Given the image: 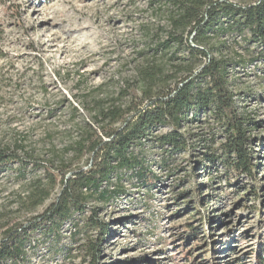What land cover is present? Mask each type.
<instances>
[{
    "label": "rangeland",
    "instance_id": "rangeland-1",
    "mask_svg": "<svg viewBox=\"0 0 264 264\" xmlns=\"http://www.w3.org/2000/svg\"><path fill=\"white\" fill-rule=\"evenodd\" d=\"M194 1L0 0V149L38 160L27 161L25 176L18 162L0 169V240L9 228L29 227L60 193L57 183L43 204L31 207L33 181L45 175L37 163L68 175L87 167V158L69 161L68 149L86 123L96 125L94 99L126 106L146 87L139 73L143 68L175 74L177 62L157 53L156 44L174 34L190 42L191 27H178L177 21L184 4ZM227 1L248 5L258 0ZM263 47L232 34L212 35L204 45L217 58L245 61L229 68V81L240 112L257 125L250 132L253 176L219 162H199L193 170L198 157L219 154L224 141L218 125L202 117L183 129L195 144L191 152L170 157L154 141L145 145L146 166L157 177L154 186L126 178L127 195L109 204L89 200L59 237L33 232L24 264H92V242L101 243L98 264L264 263L259 212L264 206V62H250ZM207 60L195 64L196 70ZM253 183L261 187L259 199L250 195ZM91 218L109 225L107 238L87 227ZM191 227L197 228L195 236Z\"/></svg>",
    "mask_w": 264,
    "mask_h": 264
},
{
    "label": "trees",
    "instance_id": "trees-1",
    "mask_svg": "<svg viewBox=\"0 0 264 264\" xmlns=\"http://www.w3.org/2000/svg\"><path fill=\"white\" fill-rule=\"evenodd\" d=\"M180 17L178 27H191L190 42L182 35L174 34L158 41L155 49L167 60L177 62L174 75L168 76L163 71L146 67L139 71L146 87L142 95L133 96L129 105L105 103L104 99L92 101V118L96 125L86 123L80 137L68 149L71 153L69 161L87 158V167L77 168L68 175L37 163L36 168H44L45 175L33 181V189L28 197L31 207L43 204L57 183L61 186L60 193L41 217L32 220L25 230L19 231L15 227L4 231V239L0 240V264H24L27 243L33 232L42 230L47 235L58 236L63 225L71 221L76 213L85 212L89 200L94 199L100 204L120 200L128 194L124 184L126 178L135 180V183L132 182L134 185L140 184L146 188L154 186L157 177L146 166L145 145L154 141L170 157L187 150L191 152L195 144L190 145L183 129L195 122H202V117L212 119L218 125V133L224 141L219 154L203 153L202 157H198L202 159H196L193 170L198 169L199 162L208 161L210 164L219 162L239 175H254L250 146L253 137L250 132L252 126L257 125L251 117L240 112L238 98L230 88L229 81V68L240 66L245 61L217 58L204 45L212 35L232 34L247 43L264 46V0L248 5L227 0H195L191 5L184 4ZM179 49L184 53H179ZM202 58L208 60L196 70L194 66ZM257 60L264 62V47L250 62ZM162 128L167 130L160 133ZM204 141L207 142L206 139L199 142ZM162 157L163 161L167 160ZM27 158L30 159L15 151L0 149V169L18 162L20 174L24 175L21 172H25L23 168L29 166L27 161H38L30 155ZM201 165L203 169L211 168L207 164ZM185 176L190 177L191 173ZM248 188L250 195L260 198L261 187L253 183ZM262 210L259 212L264 222ZM43 222H49V225L42 227ZM91 226L100 230L105 238L108 237L109 225L91 218L87 227ZM196 229L190 228L192 236L196 235ZM100 244L89 243L92 264H98L96 251Z\"/></svg>",
    "mask_w": 264,
    "mask_h": 264
}]
</instances>
